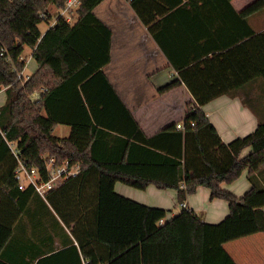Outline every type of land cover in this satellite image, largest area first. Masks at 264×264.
Segmentation results:
<instances>
[{"label":"trees","instance_id":"obj_1","mask_svg":"<svg viewBox=\"0 0 264 264\" xmlns=\"http://www.w3.org/2000/svg\"><path fill=\"white\" fill-rule=\"evenodd\" d=\"M104 1L79 0L73 22L60 17L43 35L40 25L57 18L68 0H0V92L5 89L7 96L0 108V264H235L223 246L264 233V186L258 183L264 176V112L249 95L241 96L259 125L227 145L202 109L264 79V33L249 25L247 35L221 50L190 52L183 59L180 52L164 50L178 77L159 93L184 85L193 103L183 129L175 124L148 138L103 71L111 61L112 31L95 9ZM126 1L155 38L159 19L218 11L246 23L264 11V0L240 13L233 0ZM211 33L216 35L215 29ZM29 50L39 69L29 80H19L26 68L20 57ZM43 90L41 100L33 102L31 95ZM67 92L71 97L65 98ZM60 102L74 110L56 112ZM59 125L71 128L67 138L55 136ZM247 149L250 153L243 156ZM49 158L80 164L82 170L45 198L32 186L19 190V162L47 181ZM245 170L252 188L242 198L223 190V183L235 182ZM117 183L173 190L180 204L205 187L211 199L228 203L230 214L217 225L190 210L166 220L167 211L117 194ZM37 198L71 231L59 248L54 238L40 242L36 223L28 222L27 232L19 222Z\"/></svg>","mask_w":264,"mask_h":264},{"label":"crops","instance_id":"obj_2","mask_svg":"<svg viewBox=\"0 0 264 264\" xmlns=\"http://www.w3.org/2000/svg\"><path fill=\"white\" fill-rule=\"evenodd\" d=\"M254 1L256 0H233L232 6L240 13ZM95 14L112 31L111 61L103 71L148 138L158 135L170 126L182 124L188 106L193 103V97L184 85L164 94L159 93L161 87L178 77V72L164 50L180 52L179 56L183 59L187 58L190 52L221 50L223 45L232 42L239 35H247L249 25L257 34L264 33V11L250 20L247 18L246 23L231 12L223 14L218 11L192 17L181 14L179 20L159 19L160 24L156 27L157 38L142 23L126 0H105L95 9ZM202 19L207 21H201ZM210 19L214 20L212 28L206 24ZM176 21H180V25L175 24ZM178 26L180 30H175ZM212 29H215L216 35L211 33ZM48 30L49 24L46 32ZM26 54L29 61L24 72L32 68L36 73L39 66L33 57L31 58L32 51L29 50ZM247 88H244L241 95L220 96L202 109L227 145L255 132L259 125L252 110L243 105L241 96L249 95V99L256 100L252 103L264 112V105L257 101L264 100V79L253 80L249 83V91H246ZM67 95L65 98L71 97L69 92ZM6 101L5 95L0 108ZM63 101L66 102L64 98ZM70 108L67 103L60 102L56 112L61 114L74 110ZM58 131L64 133L63 137L58 135ZM70 133L71 128L63 125L57 126L54 131L55 136L61 139L67 138ZM249 153L250 149H247L243 156ZM248 177L247 170L242 173L240 182L236 180L233 183H223L221 187L237 198H242L252 188ZM258 183L264 186V176L259 177ZM115 192L141 205L167 211L166 220H172L183 212L181 204H185L188 210L210 225L221 223L230 214L228 203L222 199H211L210 190L205 187H200L181 204L178 202L176 191L160 190L154 185L145 190H137L117 183ZM26 208L27 211L19 220L22 227L25 226L29 232L28 222L36 223L40 242L45 241L44 238L51 242L54 238L55 247L59 248L61 238L66 239L65 232L69 235L71 232L60 217L51 208L54 214L52 216L45 203L38 198L32 206ZM223 247L235 264H264V233L228 242Z\"/></svg>","mask_w":264,"mask_h":264},{"label":"built area","instance_id":"obj_3","mask_svg":"<svg viewBox=\"0 0 264 264\" xmlns=\"http://www.w3.org/2000/svg\"><path fill=\"white\" fill-rule=\"evenodd\" d=\"M79 5V0H68L66 7L60 12V15L56 18V20L49 24V28L54 27L60 17L66 19L67 22H73ZM32 57L33 55H31V58ZM20 60L24 61L26 65L29 61L25 55L20 57ZM18 78L19 80L25 78L26 81L30 79L29 76H24L23 74H20ZM45 92L46 90L33 93L31 95V100L33 102L40 101L42 94ZM192 126H194V124H192ZM183 128V124L177 125V129ZM15 156H18L17 152H15ZM81 170L82 166L80 164H72L70 161H65L62 164H59L55 158H49L47 161V173L49 178L47 181H42L39 179V175L35 170L27 169L26 166L20 161L19 167L16 170V180L18 182L19 190L25 191L29 186H32L38 195H40L42 198H45L47 194L54 190L58 185L67 179L78 176ZM181 207L183 210H188L185 204H181Z\"/></svg>","mask_w":264,"mask_h":264},{"label":"rangeland","instance_id":"obj_4","mask_svg":"<svg viewBox=\"0 0 264 264\" xmlns=\"http://www.w3.org/2000/svg\"><path fill=\"white\" fill-rule=\"evenodd\" d=\"M56 20V16H54L53 17V19H52V22H54ZM48 29V24L47 23H43V24H41L40 25V30L42 31V32H46V30ZM27 55V54H26ZM33 66H34V64H33ZM24 75L25 76H28V75H34V70L32 69V68H29V69H27L25 72H24ZM248 88L246 89V91H249V86H247ZM1 94V96H0V103L2 102V100H3V98H5V95H6V93H5V91L3 90L2 92H0ZM58 133V135H60L61 137H63V135H64V133L62 132V131H58L57 132ZM247 170H245L244 172H246ZM241 177L237 180V182H240L241 181ZM31 228L30 229H32V225L30 226ZM19 231H20V226H18L17 227V233H19ZM29 238H31V236H29Z\"/></svg>","mask_w":264,"mask_h":264}]
</instances>
